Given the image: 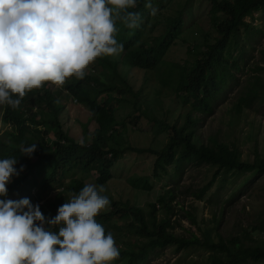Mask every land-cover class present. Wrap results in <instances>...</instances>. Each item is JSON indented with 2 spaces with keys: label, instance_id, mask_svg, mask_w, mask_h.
<instances>
[{
  "label": "trees",
  "instance_id": "trees-1",
  "mask_svg": "<svg viewBox=\"0 0 264 264\" xmlns=\"http://www.w3.org/2000/svg\"><path fill=\"white\" fill-rule=\"evenodd\" d=\"M207 1L211 5L208 14L212 23L210 30L214 31L216 36L211 39V33H206L203 43L194 46L197 59L190 68L178 63H168L158 78V83L164 87L171 85L176 92L184 91L186 98L192 99L194 111L210 115L213 112V103L220 93L237 82L236 72L244 53V48L238 44L242 38L241 31L247 38L254 33L264 35V29L255 28L251 22L245 20L255 12L264 14V0ZM143 3L144 0H136V7L128 9L140 13L141 22L138 28L129 29L116 14L113 16L117 28L115 38L124 46L123 54H118V57L122 58L121 61L110 59V56H101L94 61L96 63L89 65L83 79L73 76L67 79L61 88L45 83L43 87L27 92L17 108L13 109L7 105L3 107L0 121L10 129L0 135V159L16 158L17 171L19 172L22 166L24 168L7 186L8 194L4 200L28 198L34 202L42 201L43 204L39 206L46 219L55 217L57 209L69 198L65 194L78 193L84 187L81 174L93 171L92 175L96 177L98 184L106 185L118 178L114 177L112 169L115 170V175L117 172L121 173L123 166L120 160L125 157L126 152L138 156H153L155 167L164 177L165 174L168 175V165L173 164L171 168L173 172H177L185 160L192 161L196 166L217 167L218 170L211 180L192 193L195 200L201 201L214 186L216 176L220 174L224 176L227 173H264V158L253 163L242 162L237 149L219 143L214 137L208 138L210 145L193 143V122L198 127L200 118H194L192 113L186 114L185 123L180 128L169 127L168 123L154 115L151 105L160 107L162 103L158 99L148 98L150 92L144 93L143 87L152 80L153 71L157 70L160 64H164L162 58L165 51L186 28L185 17L188 10L182 8L178 15L168 17L163 34L158 36L154 43L139 44L137 39L144 34V25L149 21ZM124 14L123 11L119 13L120 16ZM260 57L264 64V48L260 51ZM131 69L145 72L140 89H135L134 82L132 84L128 81L127 75ZM256 70L263 71L264 67L257 64ZM263 85V80L255 77L253 89L257 94ZM162 90H154V95L160 96L163 94ZM64 93L90 112L88 122L94 121L96 125L92 133H88L87 126L83 125V144L71 138L67 129L65 131L62 127L64 121L60 120V116L64 112ZM123 106H127L130 114L138 112L133 118L134 122L143 117L148 123H155L157 128L170 129V143L161 150L130 145L126 120L120 113ZM242 107L241 101H235L234 111L238 112ZM134 122L131 121L138 126ZM32 144H37L32 157L22 156L21 147ZM116 162L120 163L118 167L115 166ZM129 183L134 188L146 192L153 188L147 178L144 181L141 178L133 179ZM60 188L62 190L50 199L51 190ZM175 190L168 188L158 197L156 202L163 209L162 219L156 221V206L153 205L149 213L153 220L148 225L137 209L131 208L129 204L127 209L122 208L121 203L117 201L111 202L110 212L101 213L96 217L97 222L103 225L106 235L109 228L115 231L122 229L121 226L112 224V221L118 220L116 215H119L120 219L134 216L142 224L140 229L134 231L137 235L134 249L131 250L128 246L124 251L119 250L120 255L114 261L138 264L158 248L164 249L172 245L176 253L195 247L205 249L210 254L202 264H244L248 260L264 264V239L255 242V245H244L241 238L225 240L219 234L212 238L204 236L203 233L201 237L193 234L190 237L174 235L175 227L179 226L171 219L175 215V206L179 205ZM183 207L182 205L180 211ZM192 210L194 207L189 205L182 216L191 220L192 225H198V216L191 212ZM262 224L264 226V222ZM248 235L249 233L245 232L244 238Z\"/></svg>",
  "mask_w": 264,
  "mask_h": 264
},
{
  "label": "rangeland",
  "instance_id": "rangeland-1",
  "mask_svg": "<svg viewBox=\"0 0 264 264\" xmlns=\"http://www.w3.org/2000/svg\"><path fill=\"white\" fill-rule=\"evenodd\" d=\"M148 2L149 0H144L143 6L149 21L144 25V34L137 39L139 44L154 43L155 39L163 34L165 21L168 17L178 15L182 8L188 10L185 17L186 28L175 43L165 51L162 58L164 64H160L158 69L153 71L152 80L143 87L144 93L150 92L148 98L158 99L162 103L160 107L151 105L154 115L168 123L169 127L180 128L185 123L186 114L190 112L194 118H200L197 123L198 127L193 122L192 128L193 136L191 135V138L196 145H210L208 138L214 137L219 143L237 149L241 154L242 162L253 163L263 159L264 85L259 94L253 87L255 77H260L264 83V70H256L257 64L264 67L260 61V51L264 48V35L254 33L247 38L241 31L242 38L238 44L244 48V53L241 56L239 70L236 72L237 82L232 83L220 93L213 103L212 114H198L192 109V99L186 98L184 91L176 92L171 85L160 86L158 78L170 62L190 68L197 59L194 54L196 51L194 46L203 43L206 33H211L210 38L214 39L216 33L210 30L212 23L208 15L211 5L207 0H150L153 8L157 9L156 15H151V9L145 7ZM245 20L251 22L255 28L264 29L263 13L255 12L252 16L246 17ZM110 59L121 61L122 58L114 55L110 56ZM143 75L145 76L144 71L131 69L127 75L128 81L132 84L134 82L133 87L135 89H140L143 83ZM161 88L163 94L158 97L155 96L154 90ZM64 100V112L60 116V120L64 121L61 122L62 127L65 131L67 129L71 138L83 144L85 143L83 125L87 126L88 133H92L96 125L94 121L88 122L90 112L74 102L66 93H64ZM235 101H241L243 105L238 112L233 109ZM120 113L122 118L126 120L130 145L137 148L161 150L170 143V136L172 135L170 129L159 126L157 128L155 123H148L143 117H139L138 122H134L133 118L137 116L138 112L130 114L127 106H123ZM131 121L138 126L132 124ZM4 125L0 121V135L10 129L6 124ZM120 163L123 166L121 173L124 171L126 176L131 174L146 176L153 188L148 192L130 188L126 184V180L121 178H115L106 185L98 184L96 177L92 175L93 171L89 174H81L84 184L104 186L103 195L109 198L110 204L101 213L110 212L112 201L121 203L122 208L126 209L129 204L131 208L137 209L142 214L145 219L143 221L148 225L153 220L149 215L153 205L156 206V221L162 219L163 209L156 202L158 197L162 196L168 188H175L179 205L175 206V215L171 219L172 221L175 220L179 226L175 227L174 235L190 237L193 234L201 237L203 233L204 236L212 238L215 234H219L225 240L241 238L244 245H255V242L264 239V226L262 224L264 222V173H227L224 176L220 174L216 176L214 186L201 201L195 200L192 193L211 180L212 175L218 170L217 167L196 166L192 161L185 160L180 164L181 169L177 172H173L171 168L173 164L168 165L167 173L171 175L165 174L164 177L155 167V159L149 154L138 156L135 153L126 152ZM120 163L116 162L115 166L118 167ZM154 169L155 171L152 172ZM112 171L115 177V170L112 169ZM57 191V189L51 190L49 198L53 199L58 193ZM68 196L70 197V195ZM182 205L184 207L180 211ZM189 205L194 207L191 212L198 216V225H192L191 220L182 216ZM116 219L118 220L112 221V224L121 226L122 229L115 231L109 228L107 233H112L120 251H124L128 246L131 250L134 249L133 245L137 239L134 231L141 228V222L134 216L129 219H120L119 215H116ZM245 232H248L249 235L244 238ZM209 254L208 251L200 247L176 253L175 247L171 245L164 249L158 248L138 264H202ZM110 264H122V262L112 261ZM244 264L262 263L248 260Z\"/></svg>",
  "mask_w": 264,
  "mask_h": 264
},
{
  "label": "clouds",
  "instance_id": "clouds-1",
  "mask_svg": "<svg viewBox=\"0 0 264 264\" xmlns=\"http://www.w3.org/2000/svg\"><path fill=\"white\" fill-rule=\"evenodd\" d=\"M135 7L136 0H0V112L17 108L45 83L61 88L73 76L83 79L97 58L120 54L113 14L135 29L141 15L128 11ZM145 7L156 15L150 0ZM36 148L22 146V156L31 158ZM16 164V158L0 159V264H110L119 257L112 233L96 220L110 204L103 185L65 194L70 197L55 217L46 219L42 201L4 200L12 178L24 171ZM116 176L130 188L129 181L147 178Z\"/></svg>",
  "mask_w": 264,
  "mask_h": 264
}]
</instances>
